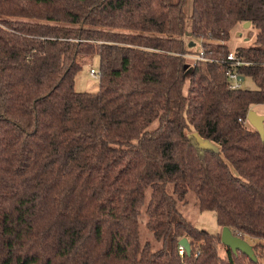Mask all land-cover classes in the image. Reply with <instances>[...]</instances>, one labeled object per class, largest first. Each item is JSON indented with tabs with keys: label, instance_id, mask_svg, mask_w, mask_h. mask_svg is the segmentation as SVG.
<instances>
[{
	"label": "trees",
	"instance_id": "1",
	"mask_svg": "<svg viewBox=\"0 0 264 264\" xmlns=\"http://www.w3.org/2000/svg\"><path fill=\"white\" fill-rule=\"evenodd\" d=\"M187 1L0 0V264H264V140L246 121L264 105V0ZM247 22L233 52L255 89L231 91L226 42ZM94 56L98 91L77 92ZM189 199L257 262L220 255Z\"/></svg>",
	"mask_w": 264,
	"mask_h": 264
},
{
	"label": "rangeland",
	"instance_id": "2",
	"mask_svg": "<svg viewBox=\"0 0 264 264\" xmlns=\"http://www.w3.org/2000/svg\"><path fill=\"white\" fill-rule=\"evenodd\" d=\"M191 3L192 0L187 1V5L185 8V12L187 15L191 12ZM255 30L251 29L250 26L247 28L243 25L236 26L230 33L229 41L226 42V45L229 51H235L237 48H244L252 46L254 42ZM196 52L200 51V43H196L194 46ZM99 62L96 56L85 58L81 61V70L77 73L75 77V89L77 92H86V93H95L98 91V79L92 78L90 75V70L93 69L96 72L99 70ZM187 86V83L185 87ZM243 89H255V85L253 82L246 78L242 83ZM258 115L260 114L262 109L253 108L252 109ZM264 116V115H263ZM247 127L253 129L252 126L247 122ZM200 145L202 147L211 148L215 151H219V148L213 142L204 140L199 138L198 139ZM168 191L171 190L170 186H168ZM185 217L188 221L192 222V224L197 227L198 229L205 231L209 234H221L222 229L217 225L215 216L212 212H199L194 206V200L189 199V204L185 210ZM139 235L141 242H149L151 245L152 251L157 249L159 245L153 241L150 237L149 232L145 229L144 226V218L139 220ZM252 245V244H250ZM225 248L223 245L219 246L218 252L220 255H225ZM264 263V262H263Z\"/></svg>",
	"mask_w": 264,
	"mask_h": 264
},
{
	"label": "water",
	"instance_id": "3",
	"mask_svg": "<svg viewBox=\"0 0 264 264\" xmlns=\"http://www.w3.org/2000/svg\"><path fill=\"white\" fill-rule=\"evenodd\" d=\"M248 26H250V23L247 22L244 24L245 28ZM189 47H193V44H189ZM240 80L243 81V77H241ZM246 121L259 134L261 140H264V116L258 115L253 110H250L247 113ZM220 242L224 247L231 250L233 254L241 253L253 263L257 262V258L254 254L252 246L240 237L234 236L232 232L226 227L222 228ZM179 247H181L187 254L190 253V246L185 238L179 241Z\"/></svg>",
	"mask_w": 264,
	"mask_h": 264
},
{
	"label": "built area",
	"instance_id": "4",
	"mask_svg": "<svg viewBox=\"0 0 264 264\" xmlns=\"http://www.w3.org/2000/svg\"><path fill=\"white\" fill-rule=\"evenodd\" d=\"M187 58L191 61L205 60L204 53L201 50L198 51L196 54L187 56ZM225 62L227 65L225 76L228 82L227 84L228 89L231 91L242 90L243 89L242 83L244 81V78L243 81H241L240 80L241 76L238 73V68L242 65L241 61L237 59L233 51H229L228 55L226 56ZM90 75L94 79H98L99 77L98 72H96L93 69L90 70ZM182 253H183V249L180 247V254Z\"/></svg>",
	"mask_w": 264,
	"mask_h": 264
},
{
	"label": "crops",
	"instance_id": "5",
	"mask_svg": "<svg viewBox=\"0 0 264 264\" xmlns=\"http://www.w3.org/2000/svg\"><path fill=\"white\" fill-rule=\"evenodd\" d=\"M258 108V109H262L261 113L260 114H263L264 115V105H256L254 106L253 108Z\"/></svg>",
	"mask_w": 264,
	"mask_h": 264
}]
</instances>
